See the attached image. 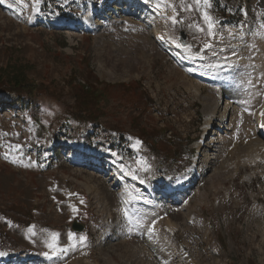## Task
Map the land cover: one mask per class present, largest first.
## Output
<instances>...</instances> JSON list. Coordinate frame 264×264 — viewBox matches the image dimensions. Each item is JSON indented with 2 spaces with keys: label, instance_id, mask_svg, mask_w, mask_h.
Returning a JSON list of instances; mask_svg holds the SVG:
<instances>
[{
  "label": "rangeland",
  "instance_id": "obj_1",
  "mask_svg": "<svg viewBox=\"0 0 264 264\" xmlns=\"http://www.w3.org/2000/svg\"><path fill=\"white\" fill-rule=\"evenodd\" d=\"M6 1L0 5V75L21 73L47 93L37 94L41 123L47 125L66 105L78 108V87L88 89L97 81L92 114L101 128L118 130L137 151L143 137L166 161L192 165L197 157L200 175L178 199L148 195L146 203L131 205L127 219L122 198L136 187L116 185L112 151L83 157L63 144L61 135L57 145L47 147L29 112L8 102V93L18 95L5 90L0 94V230L17 246L3 251L10 257L0 255V264H264V159L255 148L261 142L264 152L255 123V112L264 105V0H246L243 30L221 24L213 35L202 19L204 6L195 0H154L170 14L165 19L138 11V3L61 0L84 23L74 31L51 24L34 0ZM103 5L109 6L90 28L88 15ZM177 13L192 46L211 45L212 53L242 65L226 77L230 86L225 77L218 83L227 110L222 106L209 117L203 97L217 98L212 87L173 65L150 34L167 25L180 36L172 19L177 21ZM170 95L184 96L189 106L175 110ZM225 113L208 128L211 134L200 138L208 121ZM138 166L147 167L146 161ZM162 215L170 220L160 221ZM11 217L32 226L19 229ZM76 218L87 224L88 233L71 232ZM157 224L158 233L150 235ZM1 243L9 244L0 238Z\"/></svg>",
  "mask_w": 264,
  "mask_h": 264
},
{
  "label": "trees",
  "instance_id": "obj_2",
  "mask_svg": "<svg viewBox=\"0 0 264 264\" xmlns=\"http://www.w3.org/2000/svg\"><path fill=\"white\" fill-rule=\"evenodd\" d=\"M42 4H45V0H40ZM213 13L217 17H223L224 14L234 15L235 13H239L241 9V3L238 0H213L212 3ZM237 20V19H236ZM234 20V21H236ZM2 79H0V94L3 91L14 92L16 93L17 100L11 101L19 103L25 109H28L32 116H35L36 120L39 119L38 111L40 112L39 103L37 101V94L46 93L43 92L42 89L37 88L30 81L26 79V77L21 73H16V75H11L10 73L4 72V74L0 75ZM93 84H99L97 81L91 83V86L88 89H84L79 86L78 95L80 99V104L78 108H73L70 106H65L63 109L56 115V117L50 122L47 127V132L49 137L56 136L57 133H62L64 135H68L69 137H75L82 126L87 125H96L98 121L92 114V109L97 103L98 98V89L94 87ZM47 94V93H46ZM49 98L60 101L56 96L49 94ZM38 109V111H37ZM78 109L80 112L76 111ZM83 113L86 116H83ZM143 139V153L151 159L152 169L150 172L143 173L146 177L148 183L153 182L152 177H163L166 178L170 174H174L181 169L185 168V165L177 162L176 159H170V161L164 160L165 158L158 152H153L149 143L142 137ZM117 144L120 146L121 154L128 161H131L130 158L133 154L132 150L127 146L126 140L124 137L119 136L115 139ZM113 141L114 136L111 132L102 130L100 134L91 133L86 137V144L90 146H103L105 142ZM181 154V152H180ZM179 154V156H180ZM169 182V181H167ZM25 208L27 206L25 205ZM28 209H21V214L27 215ZM30 213V211H29ZM12 222L16 225V227L20 229L27 228L30 225L31 221L27 223L21 221H17L14 218H10ZM0 238L2 241H7L9 244H2L3 247L7 248L9 246H16L13 238L10 236L5 237V233L0 230Z\"/></svg>",
  "mask_w": 264,
  "mask_h": 264
},
{
  "label": "bare ground",
  "instance_id": "obj_3",
  "mask_svg": "<svg viewBox=\"0 0 264 264\" xmlns=\"http://www.w3.org/2000/svg\"><path fill=\"white\" fill-rule=\"evenodd\" d=\"M113 1V3L115 2L114 0H112ZM5 3V2H4ZM93 11H95V12H93L94 14L93 15H88V20H90V19H95V15L96 14H99L101 11H99V10H93ZM62 26H65L64 24L62 25ZM128 27V26H127ZM110 28V27H109ZM120 27H118V29H119ZM120 30V29H119ZM120 32V31H119ZM109 33V32H108ZM112 33V32H111ZM150 34H152V36H155L152 32H150ZM109 35V34H108ZM105 37H107V36H105ZM99 38V37H98ZM124 38V37H123ZM127 39V38H126ZM131 39V38H130ZM135 39V38H134ZM114 40H116V39H114ZM121 41V40H120ZM119 42V41H118ZM123 43V42H122ZM98 46V45H97ZM230 63H232V62H235V59H231L230 61H229ZM224 72L225 73H234V74H236V73H238L237 71H236V67H234V66H232V69L231 68H227L226 70H224ZM230 79H232L231 81L232 82H235V81H237V79H235V77L233 76V77H231ZM227 81V80H226ZM228 81H229V78H228ZM194 83H195V81H194ZM214 99V98H213ZM211 97L209 98L208 96H207V98L206 97H203V105L204 106H206L207 107V110H208V116L210 117L211 115H213V113L216 111V110H218L219 108H221L222 106H223V104H224V99H223V101H222V99L221 100H218L217 98L215 99V100H213ZM220 99V98H219ZM221 102V103H220ZM228 105V104H227ZM227 106H225V108H226ZM228 108H226V110H227ZM230 114V113H229ZM226 115H227V113H225V114H222L221 116H219L217 119H210L209 121H208V126H210V128L211 127H213V126H215L217 123H218V121L217 120H221L224 116L226 117ZM208 117V118H209ZM217 128H219L218 126L216 127V129ZM214 130L213 131V133H217L218 131L217 130ZM259 140H261V139H259ZM255 144V143H254ZM257 146L255 147V148H257V149H259L258 150V152H261V157L264 159V152H263V150H262V146H261V142H259V143H257L256 144ZM214 157V156H213ZM253 157V156H252ZM255 157V156H254ZM258 158H259V156H258ZM196 164L198 163L197 161L195 162ZM197 177L193 174L192 176L191 175H189V178H188V180L190 179V183H192L195 179H196ZM192 181V182H191ZM191 185V184H190ZM190 185L188 184V182H184L183 183V186H181V189H180V191H184V189H185V191L190 187ZM158 231V230H157ZM158 233V232H157Z\"/></svg>",
  "mask_w": 264,
  "mask_h": 264
},
{
  "label": "snow or ice",
  "instance_id": "obj_4",
  "mask_svg": "<svg viewBox=\"0 0 264 264\" xmlns=\"http://www.w3.org/2000/svg\"><path fill=\"white\" fill-rule=\"evenodd\" d=\"M195 3L197 5H203L204 6V11L202 12V19L205 21L206 25H207V30L209 32V35H213V28L215 25V21L213 20V18L209 15L207 8L211 7V0H195ZM157 7H159V5H157ZM174 22H178L176 21L175 17H172ZM200 31H203L204 29L200 28ZM181 46V45H178ZM187 47V46H184ZM206 47H211V45H206ZM19 147V146H17ZM127 215V213H125ZM131 223V220L129 221ZM81 239H84L83 237H81ZM50 247H52V245H50ZM60 251H63V249H60Z\"/></svg>",
  "mask_w": 264,
  "mask_h": 264
},
{
  "label": "water",
  "instance_id": "obj_5",
  "mask_svg": "<svg viewBox=\"0 0 264 264\" xmlns=\"http://www.w3.org/2000/svg\"><path fill=\"white\" fill-rule=\"evenodd\" d=\"M74 227H75V229H77V230H79V231H82L83 230V225L82 224H80L78 221H76L75 223H74Z\"/></svg>",
  "mask_w": 264,
  "mask_h": 264
}]
</instances>
